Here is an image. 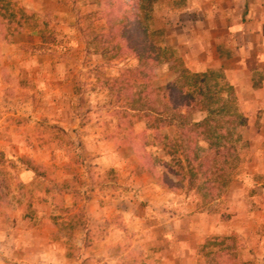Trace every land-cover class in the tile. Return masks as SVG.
<instances>
[{"label":"crops","instance_id":"obj_1","mask_svg":"<svg viewBox=\"0 0 264 264\" xmlns=\"http://www.w3.org/2000/svg\"><path fill=\"white\" fill-rule=\"evenodd\" d=\"M44 2V8H50ZM152 8L154 27L162 30L161 45L190 72L221 71L220 81L232 87L237 111L245 116L246 123L257 124L258 139L264 138V0H155ZM19 45V41L6 43L0 39V149L11 157L26 155L44 163L50 177L64 184L66 193L59 202L51 193L32 200V215L43 222L39 227L27 226L24 214L18 212L14 232L0 229V264H68L67 251L54 243L52 235L57 229L50 224L61 215L72 216L75 206L82 203L88 206V215L102 219L135 218L141 225L155 219L159 226H165L155 234L158 242L166 241L156 249L160 250L162 264H207L198 259L200 247L205 243L215 246L219 239L232 236L240 242L239 248L245 246L248 252L260 253L257 228L264 218L235 214L222 220L219 211L196 209L178 192L167 193L147 170L137 168L132 148L118 143L125 139L114 134L117 121L101 117L89 102L83 113L76 112L77 104L69 98L73 87L68 72L54 71L52 59L48 68L47 60L41 67L36 55L16 53ZM49 124L85 143L77 186H66L70 157L61 152L57 142L40 143L47 134L40 128ZM28 139L31 144L25 143ZM89 163L100 174H90ZM253 167L254 172L263 171L264 161H257ZM20 173L38 176L32 168L23 167ZM77 190L91 192L92 197L80 202L73 197ZM88 229L82 228L78 235L83 241L92 233ZM127 233L114 228L97 237L105 238L103 244H111L109 249L103 248L111 253L119 237L126 238ZM151 233L149 228L139 230L140 236ZM214 248L213 252L220 250ZM56 253L62 255L60 262L54 261Z\"/></svg>","mask_w":264,"mask_h":264},{"label":"rangeland","instance_id":"obj_2","mask_svg":"<svg viewBox=\"0 0 264 264\" xmlns=\"http://www.w3.org/2000/svg\"><path fill=\"white\" fill-rule=\"evenodd\" d=\"M45 1L50 8L48 6L44 8V0H0V39L6 43L19 41L21 50H15L16 53L36 55L41 67H44V60H47L48 68V60L52 59L51 68L54 71H67L69 83L73 87V93H69V98L77 104L76 112L83 113L89 102L101 117L117 121L114 134L118 139L124 136L125 140L119 139L118 143L128 144L132 148L134 162L138 163L137 168L153 166L154 172L158 175L166 172V164L177 168L178 159H182L181 153L179 151L176 154L168 153L174 148L170 146L172 140L178 136L176 127L168 125L155 128L145 111L129 108L130 105L142 106L150 100L147 95L140 99L135 93L151 86L164 85L175 77L173 63L164 61L148 69L143 68L136 65L138 58L134 52L126 48L123 39L115 41L117 47H114L115 43L105 45L101 40L94 39L95 34L108 30V23L97 0ZM10 23L18 30L13 33L5 32V27ZM148 25L156 32L154 42L157 44L159 42L157 40L161 41L162 30L154 27L152 10ZM158 44L162 46L161 42ZM45 57L47 59H44ZM139 70L145 75H138ZM216 74L220 77L221 71H216ZM123 78L127 81H123ZM218 79L222 84L220 81L222 78H216ZM90 90L94 91L93 94ZM132 95L136 97L137 102L131 103ZM249 111L254 113V109ZM248 118L249 116L247 120ZM41 127L40 130L47 131V134L41 137L40 143L57 142L61 152L66 157H70L72 162L69 164L70 181L66 186H77L81 172L78 163L82 155L84 156L85 143L80 137L62 131L57 125L49 124ZM257 129V124L248 121L245 125L234 128L228 152L229 160L232 162L231 183L229 182L228 188L229 183L227 184L221 194L211 197L207 189L202 186L203 179L200 176L193 180V184H188L185 178L182 188L174 192L184 197V202L189 200L194 203L196 209L221 212L222 220H227L235 214L239 216L254 214L256 216L253 217L254 219L264 218V170L254 172L253 167L257 161H264V138L258 139ZM25 143L31 144L32 141L28 139ZM23 167L34 169L38 176L20 173ZM47 169L44 163L35 162L30 156L11 157L9 152L0 149V229L2 231L16 230L15 217L18 212L24 214L27 226L39 227L43 222L34 219L31 209L32 200L50 193L58 202L65 197L64 184L57 182L56 177H50ZM87 171L92 175L100 174V171L94 169L92 165ZM111 173L109 176L113 178ZM152 177L154 178L153 175ZM156 181L160 183V180ZM160 185L162 186L161 183ZM162 187L167 193L173 191ZM73 197L84 202L85 199L92 197V193L77 190L73 193ZM82 204L75 206L78 209L75 211L74 208L72 216L61 215L50 224L57 229L52 235L54 243L63 246L67 251L68 264H162L160 250L156 249L165 245L166 241L158 242L155 234L162 227L166 229L165 226H159L155 219H150L143 225L135 218L127 220L116 216L102 219L92 213L88 215V206ZM59 207L62 209L61 206ZM152 210L158 211L153 208ZM19 227L22 228L23 225ZM82 228H89L88 231L92 232V236L85 237L84 241L78 236ZM114 228L127 230L129 233L126 238L119 237L115 251L109 253L104 249H109L111 244L107 241L103 244L102 239L105 238L100 239L97 235L106 234ZM141 228H149L153 234L148 237L140 236ZM257 230L261 234L260 253L248 252L245 246L239 248L240 242L237 240L227 246H219L220 251L228 250L234 258V264L235 262L264 264V223H261ZM244 243L243 241L242 245H245ZM208 244L205 243L199 249L200 263L202 260L207 264L215 263L210 252H213L214 247L217 246ZM60 256L62 255L53 254L54 261L60 262Z\"/></svg>","mask_w":264,"mask_h":264},{"label":"trees","instance_id":"obj_3","mask_svg":"<svg viewBox=\"0 0 264 264\" xmlns=\"http://www.w3.org/2000/svg\"><path fill=\"white\" fill-rule=\"evenodd\" d=\"M97 1L108 23V30L95 34L94 39L101 40L105 45L115 43L114 47L118 46L115 41L123 39L126 48L137 56V66L148 69L171 60L176 72L166 84L135 93L140 99L147 95L150 100L142 106L130 105L129 108L145 111L155 128L175 126L178 136L170 146L175 149L177 146V150L173 148L168 153L179 151L182 159H178L177 168L166 164L167 170L162 175L156 174L153 166L141 168L173 191L182 188L185 178L188 184H193V180L200 176L208 194L218 196L231 180L232 162L228 152L233 130L246 124L245 116L236 109L232 87L216 80L219 76L214 71L190 72L167 47L158 44L160 39L157 44L154 42L156 32L150 29L148 19L155 0ZM4 30L13 33L18 28L10 23ZM138 75L145 74L139 70ZM135 99L130 96L131 103L137 102ZM234 240V236L221 238L214 245L227 246ZM210 256L216 264H234L228 250L210 252Z\"/></svg>","mask_w":264,"mask_h":264}]
</instances>
